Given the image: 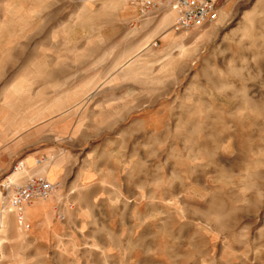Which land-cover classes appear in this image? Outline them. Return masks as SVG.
Here are the masks:
<instances>
[{"label": "rangeland", "instance_id": "obj_1", "mask_svg": "<svg viewBox=\"0 0 264 264\" xmlns=\"http://www.w3.org/2000/svg\"><path fill=\"white\" fill-rule=\"evenodd\" d=\"M215 3L0 0V264H264V0Z\"/></svg>", "mask_w": 264, "mask_h": 264}, {"label": "built area", "instance_id": "obj_2", "mask_svg": "<svg viewBox=\"0 0 264 264\" xmlns=\"http://www.w3.org/2000/svg\"><path fill=\"white\" fill-rule=\"evenodd\" d=\"M139 19L158 15L163 10L174 14L171 26L173 32L198 29L218 19L215 0H131ZM18 164L15 169L20 168ZM53 184L43 176L29 177L23 184L15 185L7 198L5 210L14 213L18 224H24L23 208L33 201L47 199L53 191Z\"/></svg>", "mask_w": 264, "mask_h": 264}, {"label": "bare ground", "instance_id": "obj_3", "mask_svg": "<svg viewBox=\"0 0 264 264\" xmlns=\"http://www.w3.org/2000/svg\"><path fill=\"white\" fill-rule=\"evenodd\" d=\"M173 15V14H172Z\"/></svg>", "mask_w": 264, "mask_h": 264}]
</instances>
